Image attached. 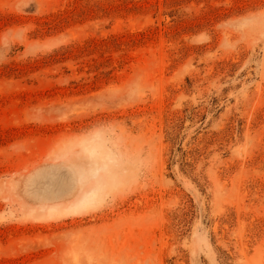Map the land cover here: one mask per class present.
Instances as JSON below:
<instances>
[{
  "label": "rangeland",
  "instance_id": "1",
  "mask_svg": "<svg viewBox=\"0 0 264 264\" xmlns=\"http://www.w3.org/2000/svg\"><path fill=\"white\" fill-rule=\"evenodd\" d=\"M0 264H264V0H0Z\"/></svg>",
  "mask_w": 264,
  "mask_h": 264
}]
</instances>
